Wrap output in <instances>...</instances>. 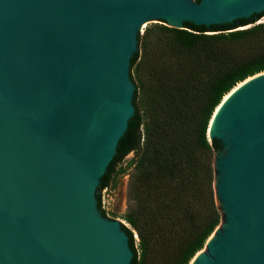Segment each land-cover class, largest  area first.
Wrapping results in <instances>:
<instances>
[{"label":"water","instance_id":"obj_1","mask_svg":"<svg viewBox=\"0 0 264 264\" xmlns=\"http://www.w3.org/2000/svg\"><path fill=\"white\" fill-rule=\"evenodd\" d=\"M253 14L264 0H0V264H129L96 195L134 114L137 34ZM249 77L208 123L221 219L190 264H264V71Z\"/></svg>","mask_w":264,"mask_h":264},{"label":"trees","instance_id":"obj_2","mask_svg":"<svg viewBox=\"0 0 264 264\" xmlns=\"http://www.w3.org/2000/svg\"><path fill=\"white\" fill-rule=\"evenodd\" d=\"M262 16L210 26L160 24L137 34L142 48L129 65L134 114L96 195L105 216L100 191L133 153L130 204L121 216L133 253L129 264H188L219 224L212 154L221 144L206 131L223 96L264 71Z\"/></svg>","mask_w":264,"mask_h":264},{"label":"rangeland","instance_id":"obj_3","mask_svg":"<svg viewBox=\"0 0 264 264\" xmlns=\"http://www.w3.org/2000/svg\"><path fill=\"white\" fill-rule=\"evenodd\" d=\"M263 21H264V16H262L257 22H263ZM160 24L167 25V23L157 21V20L146 21L144 26L141 28V30H139V34L142 35L146 28H149L155 25H160ZM249 25H246L244 27H248ZM239 28H242V27H239ZM137 47H139L141 51V48H142L141 44L138 43ZM131 75L136 81V75H135L134 70L131 71ZM132 156H133V153L128 154L125 157V159L116 166V169H115L116 171L112 175V179L109 185L100 191L101 209L105 211V217L117 219L124 224L126 223L122 219L121 216L126 212L130 204V201L128 198V184H129L130 175L132 172V166L128 165V161L130 160ZM216 160H217V151H214L212 154L213 171L215 169ZM214 197H215L216 206L218 208V212L220 214L221 208L216 198L215 192H214ZM211 236H213V232L209 237ZM134 237L137 242L138 239L136 237V234H134Z\"/></svg>","mask_w":264,"mask_h":264},{"label":"bare ground","instance_id":"obj_4","mask_svg":"<svg viewBox=\"0 0 264 264\" xmlns=\"http://www.w3.org/2000/svg\"><path fill=\"white\" fill-rule=\"evenodd\" d=\"M145 22L142 24V27L144 26ZM141 27V28H142ZM251 77H248L247 79H245L244 81L238 83L233 89H231L226 95L223 96L222 100H221V103L217 106L216 110H215V113L219 110L220 106L222 105V101L224 98H226L229 94H231L233 91H235L238 87H240L244 82H246L247 80H249ZM210 238V237H209ZM193 259H191L192 261ZM191 261L188 263L190 264Z\"/></svg>","mask_w":264,"mask_h":264}]
</instances>
